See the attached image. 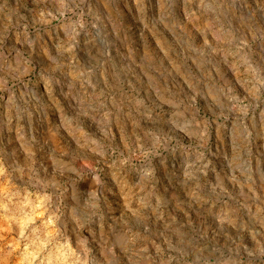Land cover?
<instances>
[{"label":"rangeland","instance_id":"1","mask_svg":"<svg viewBox=\"0 0 264 264\" xmlns=\"http://www.w3.org/2000/svg\"><path fill=\"white\" fill-rule=\"evenodd\" d=\"M0 264H264V0H0Z\"/></svg>","mask_w":264,"mask_h":264}]
</instances>
